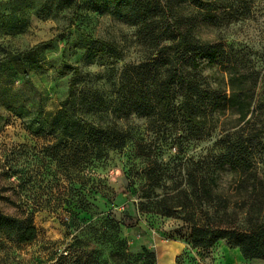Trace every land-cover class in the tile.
<instances>
[{"label": "rangeland", "instance_id": "rangeland-1", "mask_svg": "<svg viewBox=\"0 0 264 264\" xmlns=\"http://www.w3.org/2000/svg\"><path fill=\"white\" fill-rule=\"evenodd\" d=\"M172 3L183 26L192 19L196 38L220 46L213 63L198 61L201 88L227 94L231 64L249 75L248 124L238 123L231 109L211 113L210 102L181 134L165 132L158 110L148 114L143 86L149 81L156 89L162 78V68L150 62L159 58V49L150 45L146 29L112 15L106 2L0 0V213H30L36 230V239L27 244L0 235V264L108 261L112 244L101 243L95 228L84 230L107 213L122 219L118 238L132 255L145 248L155 254V264H216L223 256L215 258L214 250L228 247L227 241L192 249L186 217L202 224L207 216L213 226L239 231L264 219V0H235L231 15L223 11L224 3L210 14L182 0ZM233 10L238 20L230 18L236 16ZM160 27L156 24L155 34ZM74 72L77 114L124 142L84 172L75 157L80 149H55L50 128ZM229 157L247 160L248 169L230 170L224 163ZM148 168H155L159 187L144 213L140 191L152 182L140 172ZM212 176L216 198L207 202L199 192V205L194 186L198 191ZM70 181L86 209H72L77 221L66 228ZM169 205L184 207L179 217L165 215Z\"/></svg>", "mask_w": 264, "mask_h": 264}, {"label": "trees", "instance_id": "trees-1", "mask_svg": "<svg viewBox=\"0 0 264 264\" xmlns=\"http://www.w3.org/2000/svg\"><path fill=\"white\" fill-rule=\"evenodd\" d=\"M110 7V13L118 19L123 20L130 26L141 25L149 33L150 45L158 48L159 58H151L154 66L162 68V78L156 89L152 88L150 82H143L149 101L146 106L148 114L154 113L157 109L158 114L163 120L165 132L178 136L182 133L184 127L190 123H196V117L205 114L201 108L204 103H210L211 113L221 108L231 109L237 115V122L248 124L249 115L253 114L250 98L249 75L240 72L236 64H231L227 68V94L217 96L216 89L201 88L202 83L199 79V60H207L208 64L213 63L220 54V46L211 45L193 35L195 25L192 19L186 21L183 26L181 19L174 18L173 0H165V4L160 6L157 0H102ZM189 5L196 6L199 11L210 14L217 11L218 4L227 15H231L232 3L235 0H182ZM243 2L246 0H238ZM253 1V0H249ZM236 16L231 17L238 20L240 17L237 10H233ZM173 20V21H172ZM172 21V22H171ZM170 22V23H169ZM161 24L158 34H155L156 24ZM172 23V24H171ZM172 25V26H170ZM183 26V27H182ZM161 30V31H160ZM188 67V70H185ZM76 72L71 76V82L68 88V97L61 103L60 110L53 117L51 122V131L55 134L56 149L59 145L78 147L81 151L78 153V160L81 164L80 170L83 172L92 162L99 161L106 157L110 151L121 150L124 142L118 138H111L112 134L102 130L91 123L86 122L77 114L75 101L73 98L74 80ZM152 113H151V112ZM138 115L142 112H136ZM262 131V130H261ZM115 135V134H113ZM82 148V149H81ZM230 170L243 171L248 169V163L245 159L229 157L224 161ZM155 168L143 169L140 172L141 177L146 181H151L149 190H141L139 196L140 209L144 213L145 207L149 204L150 195L159 184L155 178ZM159 173V176H163ZM160 178V177H159ZM158 178V179H159ZM146 181V182H147ZM73 181L68 184V195L65 203L70 208L69 217L63 226L70 228L75 221V215L72 209L85 211L86 202L81 196ZM195 187V196L198 204L201 203V192L207 202H212L216 196L213 190L216 187L213 176L207 183L201 181L198 191ZM201 191H200V190ZM144 200V202H142ZM261 204H264L262 201ZM184 207L166 206L165 215L175 216L176 218ZM184 221H189L191 225L190 245L192 249L207 250L212 248L218 241L225 240L228 248L238 249L242 258L246 261L264 260V219L252 225L247 231L236 229H221L210 223L206 216L204 223L199 224L192 216H188ZM192 219V220H191ZM122 219H116L111 213H107L90 221L84 230L95 228V232L101 243L109 242L112 244L109 260L95 259L93 264H155V254L145 248L139 254L132 255L128 253L125 243L119 240L118 233L123 227ZM0 235L7 240L18 244L31 243L36 239V230L33 225V218L30 213H22L19 216H9L0 213Z\"/></svg>", "mask_w": 264, "mask_h": 264}, {"label": "crops", "instance_id": "crops-1", "mask_svg": "<svg viewBox=\"0 0 264 264\" xmlns=\"http://www.w3.org/2000/svg\"><path fill=\"white\" fill-rule=\"evenodd\" d=\"M177 251L179 252V250ZM214 256L215 258L223 256L222 259L216 261V264H264V261L261 260L246 261L242 258L238 249H230L226 245L218 246L214 250Z\"/></svg>", "mask_w": 264, "mask_h": 264}]
</instances>
